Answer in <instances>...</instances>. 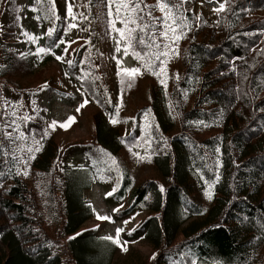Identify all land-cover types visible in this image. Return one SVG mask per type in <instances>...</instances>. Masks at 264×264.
Masks as SVG:
<instances>
[{
    "label": "trees",
    "instance_id": "1",
    "mask_svg": "<svg viewBox=\"0 0 264 264\" xmlns=\"http://www.w3.org/2000/svg\"><path fill=\"white\" fill-rule=\"evenodd\" d=\"M82 1L85 40L66 74L101 111L92 117L89 138L66 146L54 139L46 119L54 101L73 103L77 96L50 82L26 93L19 82L69 39L64 6L60 0L0 5V264H136V256L120 259L113 240L80 231L93 216L86 193L94 182L112 193L106 196L110 206L123 205L117 219L148 213L126 236L153 250L143 264H264V0H231L214 25L192 9L197 2L218 3L187 0L176 13L187 25L177 28L180 39L156 36L158 49L137 44L140 33H133L128 53L136 64L151 65L145 70L155 83L150 104L129 128L111 122L119 114L97 49L111 30L106 0ZM152 14L164 15L159 8ZM23 16L40 30L32 41L45 52L30 56L19 46ZM173 52L176 71L170 70ZM156 53L167 55L156 60ZM118 73L123 98L137 90L139 74ZM74 157L82 164L73 165ZM145 162L160 180L136 181L131 164Z\"/></svg>",
    "mask_w": 264,
    "mask_h": 264
},
{
    "label": "rangeland",
    "instance_id": "2",
    "mask_svg": "<svg viewBox=\"0 0 264 264\" xmlns=\"http://www.w3.org/2000/svg\"><path fill=\"white\" fill-rule=\"evenodd\" d=\"M65 9V15L68 18L70 24H76L77 27L71 28L69 39L58 50L54 57L37 67L35 74L22 78L19 82L26 93L30 91L37 92L43 89L48 83H53L62 90L75 94L76 100L73 103H62L54 101L51 105V112L47 116L46 125L49 131L52 133L54 139L61 145L66 146L69 144H77L86 141L92 130V117L95 113L101 110L95 105V103L86 97L85 93L72 82V80L66 74V64L68 60H72L76 54L78 48L85 40V30L83 29L84 19L80 17L83 13L85 16V7L82 0H73V12L76 14V19L73 20L67 14V0H60ZM214 7L205 4L204 2H197L193 6L194 15L199 18L203 17L208 23L214 25L217 21V12H213ZM114 19V15L111 20ZM22 30L23 37H21L19 46L26 51L30 56L34 55L37 51V45H33L32 39L34 34H39L40 30L34 28L29 18L23 16L22 18ZM118 28V22L116 24ZM117 40L120 41L121 51L115 52L117 47ZM74 41V43H72ZM18 42V39H17ZM126 42L120 37L118 32L110 30L108 37L103 39L101 43L97 44V49L103 60L105 72L108 78V87L110 89L111 98L114 100L117 106L119 119L117 123H122L126 128L131 126V121L134 120L137 113L144 107L150 104V88L155 83V79L150 77L144 66H140L134 62L130 54L124 55V48ZM67 49V51H65ZM56 56H61L62 60H57ZM170 70L176 71L179 66L178 54L173 52L171 55ZM122 68H139V84L135 92L126 94L123 98L120 96L117 89V73ZM5 91V89H4ZM34 92V93H35ZM87 99V103H85ZM5 104L7 100L5 99ZM84 105L81 107V105ZM79 108V111L77 109ZM69 117H74V120L69 122ZM53 121L57 122V126L53 129L50 127ZM112 121V119H111ZM67 123V126L61 127V124ZM136 156L143 157L145 159V152L137 148L133 149ZM73 165L82 164V159L74 157L70 160ZM135 179L138 183L148 179L160 180L159 174L152 169V167L145 162L143 166L132 165ZM108 191H110L111 185H109ZM108 193V192H107ZM87 200L92 203L94 213L92 218L87 221L80 229V231H90L96 236L112 237L118 246V255L123 260L128 256H136V264H143L145 260H149L153 255L151 247L142 240H130L126 236L129 232L135 229L147 216L146 211L138 210L131 216L125 219H117L115 214L117 211L123 208V205L115 206L111 210L105 206L102 195H99L97 187L89 189L86 193ZM116 209L117 211H114ZM98 216H108L109 220H101ZM117 229H123L117 234ZM139 255V257L137 256ZM135 264V263H134Z\"/></svg>",
    "mask_w": 264,
    "mask_h": 264
},
{
    "label": "snow or ice",
    "instance_id": "3",
    "mask_svg": "<svg viewBox=\"0 0 264 264\" xmlns=\"http://www.w3.org/2000/svg\"><path fill=\"white\" fill-rule=\"evenodd\" d=\"M11 0H0V5H4L7 3H10ZM41 0H37V3H40ZM187 0H180V3H177L176 0H157V4L155 5H147L145 3V0H106V6L108 8V16L112 17L114 15L113 9L115 11V19L110 20V28L114 32H118L120 34V37L122 39H126L129 43L124 48V55H128V48L131 47V41L133 38V33H140L139 38L136 40L137 44L140 45H146L148 47L155 46L157 49L161 47L160 44L156 43V36H160L163 39H172V42L175 43L177 40L180 39V36L175 35L177 28L183 29L186 27L185 18L183 15H176L178 10L183 6L184 3H186ZM214 3H218V7L212 9L213 12H222L225 11V5L230 4L231 0H213ZM91 3V0H89V4ZM159 8V10L164 13L163 16L156 17L152 14V9ZM67 14L69 17H71L73 20H75L76 14L73 12V0H67ZM80 17L82 19H87L86 16L83 15V13L80 14ZM117 22L121 23L123 25L122 28H117L116 24ZM134 25V27H133ZM69 29L77 27L76 24H70ZM153 27H159L162 30H158L155 33H152ZM52 29L46 33V35H51ZM171 32L173 35L170 38L168 33ZM145 36H148V38L152 41L151 44H148L147 41L144 39ZM30 39H36L35 37H29ZM74 43V41L72 42ZM164 48H168V44H163ZM50 51V49H49ZM67 51V49H65ZM121 51L120 47V41L117 40V47L115 48V52L119 53ZM38 52L43 53L45 52L44 48L38 49ZM133 55L136 56L138 60L143 59V57L140 56L139 53L133 52ZM155 59L159 60L161 55H167V53H156ZM57 60H62L63 58L61 56H56ZM67 63L71 65L73 62L71 60H68ZM145 67L150 68V64H146ZM163 69H161V72ZM121 73L126 75L129 78L134 79L135 75L140 74L139 68H122ZM121 73H118L120 75ZM154 75H159L158 73H153ZM123 83V80L121 81ZM162 84L165 83V81H160ZM128 87H131V84H128ZM87 99H85V103H87ZM84 105L82 104L81 107ZM79 111V108L77 109ZM118 115V110H117ZM74 120V117H69V122ZM112 123H117L118 121L113 118ZM198 123L203 124V121H199ZM15 124V121H12L11 124H5L4 128L7 129L9 127H12V125ZM57 126V122L53 121L50 125L53 129ZM61 127L67 126V123L61 124ZM18 127V125L16 126ZM150 128L151 125H148ZM3 135L6 139H12L13 135L11 132L4 131ZM23 137L21 136V139ZM148 143L149 147L151 146V140L150 138L145 141ZM3 145L0 144V154H2ZM28 152H32L33 149H28ZM35 151H39V149H35ZM219 151V149H217ZM22 159V158H19ZM143 159V157H141ZM113 164L116 163L115 159L112 160ZM25 164H27V161H24ZM19 174V173H18ZM24 175H27V171L23 172ZM218 179V177H217ZM211 187V186H210ZM115 191V189H113ZM163 191V189H161ZM106 195H112V193H107ZM207 196L209 199L212 198L211 192L207 193ZM114 211H117L114 209ZM101 220H109L110 217L108 216H98ZM117 234H119L123 229H117ZM79 235V233L77 234ZM71 239V238H70ZM105 239H113L112 237H105Z\"/></svg>",
    "mask_w": 264,
    "mask_h": 264
},
{
    "label": "clouds",
    "instance_id": "4",
    "mask_svg": "<svg viewBox=\"0 0 264 264\" xmlns=\"http://www.w3.org/2000/svg\"><path fill=\"white\" fill-rule=\"evenodd\" d=\"M93 187H97V186H92L90 189H92ZM97 190L99 191V195H102V190H100L98 187Z\"/></svg>",
    "mask_w": 264,
    "mask_h": 264
},
{
    "label": "water",
    "instance_id": "5",
    "mask_svg": "<svg viewBox=\"0 0 264 264\" xmlns=\"http://www.w3.org/2000/svg\"><path fill=\"white\" fill-rule=\"evenodd\" d=\"M193 11V10H192Z\"/></svg>",
    "mask_w": 264,
    "mask_h": 264
}]
</instances>
